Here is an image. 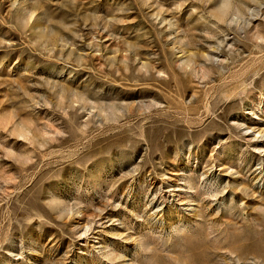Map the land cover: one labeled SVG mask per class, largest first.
Instances as JSON below:
<instances>
[{"label": "rangeland", "instance_id": "obj_1", "mask_svg": "<svg viewBox=\"0 0 264 264\" xmlns=\"http://www.w3.org/2000/svg\"><path fill=\"white\" fill-rule=\"evenodd\" d=\"M0 264H264V0H0Z\"/></svg>", "mask_w": 264, "mask_h": 264}]
</instances>
